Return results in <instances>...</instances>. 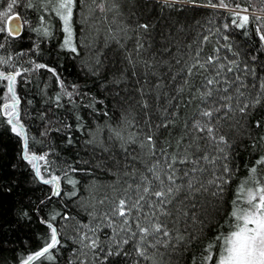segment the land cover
I'll return each mask as SVG.
<instances>
[{
	"label": "trees",
	"instance_id": "1",
	"mask_svg": "<svg viewBox=\"0 0 264 264\" xmlns=\"http://www.w3.org/2000/svg\"><path fill=\"white\" fill-rule=\"evenodd\" d=\"M105 2L103 12L92 10L97 0L95 4L87 0L83 12L79 7L74 10L77 54L62 47L65 34L47 0H16L11 10L8 4L12 0H0V29H4L0 31V71L23 72L14 90L19 123L28 137V154L46 157L47 163H36L44 179L60 177V195L56 196L54 185L44 184L23 158V137L11 131L7 117L3 116L7 82H0V264H23L29 255L39 251L49 238L47 223L57 227L61 244L52 250L53 259L41 258L30 264H201L203 255L213 257L205 264H218L224 239L235 230L236 222L230 216L234 191L252 176L253 167L257 168V179L264 184V172L258 163L264 158V98L261 104L249 106L246 113L236 108L237 102H250L264 82V40L260 39L264 35V0H224L226 9L191 6L186 0H175L171 7L158 0ZM198 3L207 4L208 0ZM5 10L22 17L24 26L19 36L7 32ZM234 12L249 16L243 29L231 23L236 18ZM144 23L150 25L147 33L138 28ZM45 28L49 35H44ZM138 40L144 45L140 50L142 59L169 62L158 70L167 73L164 91L172 99L161 96L159 103L153 104L151 97H145L153 108H167L171 115L166 119L172 121L167 128H156L160 120L155 115L149 127L137 103L140 96L133 90L137 85L133 83L125 53L136 59ZM208 57L231 64L234 71L224 69L229 80L240 78L229 88L234 110L226 118L222 112L217 113L221 116L219 134L228 140L223 147L227 163L234 170L232 179L225 186L222 199L211 196L209 188V193H196L183 204L173 201L166 206L172 215L160 219L167 222L173 234L177 207L185 210L175 227L186 238L190 237L186 246L175 241L168 247L146 244L145 257L138 255L133 240L117 248L112 241L120 237L113 228L118 230L122 226L123 217L112 215L116 200L131 203L136 199L139 178L151 161L147 157L143 162L133 160V155H141L139 149L129 145L128 153L122 151L118 141L108 139L109 128H119L125 136L133 134L140 139L152 133L157 148L164 146L168 153L183 154L192 141L193 122L206 107L202 96L204 81L212 77L213 71L197 66L190 74L176 75L175 80H168L167 76ZM36 64L47 67L36 69ZM169 65L171 72L167 71ZM122 72H126L128 83L113 84V78L120 77ZM241 83L246 85L240 88L243 96L235 92ZM66 93H71V97ZM220 95L223 93L215 92L211 99ZM199 143L206 149L205 141ZM147 211V207L139 214L133 210L129 219L132 231L136 230L137 215L139 222L146 224L143 217ZM110 223L112 227L108 226ZM83 225L97 227L99 248H82L79 237L88 230L79 227ZM148 239L151 241L152 237ZM121 249L120 255L108 254Z\"/></svg>",
	"mask_w": 264,
	"mask_h": 264
},
{
	"label": "snow or ice",
	"instance_id": "2",
	"mask_svg": "<svg viewBox=\"0 0 264 264\" xmlns=\"http://www.w3.org/2000/svg\"><path fill=\"white\" fill-rule=\"evenodd\" d=\"M159 3L166 6H173L175 0H158ZM185 2V0H180ZM191 6L197 7H212V8H227L228 5L224 3V0H218L217 3H212V0H208L207 4H199L198 0H186ZM16 0H12V3L8 4V9L11 10ZM95 4L96 0H92ZM47 4L52 6V11L55 16L61 22L62 31L65 34L62 47L78 54L76 46L75 30L73 26L74 10L79 7L81 12L84 11V7L87 4V0H81L78 5V0H47ZM31 6V5H29ZM101 12L104 11L103 5H96ZM237 8L239 5L236 6ZM7 16V13L4 14ZM234 19L231 23L237 28L243 29L249 21V16H240L239 12L233 13ZM14 19H20L18 16ZM43 19V18H41ZM239 19V23L237 22ZM9 24L7 32L9 34H19V29L23 27L22 24H16L12 26L13 21H5ZM228 27V25H225ZM138 28L143 29L145 33L148 32L150 25L148 23L139 24ZM4 31V29H0ZM44 35H49L48 29H44ZM115 37H113L114 39ZM207 39V37H205ZM227 39V37H225ZM261 40H264V35L260 36ZM83 43V41H81ZM107 43V41H105ZM143 43H136V59H133L131 53H125V59L128 61L129 70L131 76L134 78L133 83L137 85L133 90L137 92L140 99L137 103L143 109V115L145 117V123L150 127L152 116L155 115L160 123L156 125V128H167L172 121L166 119L171 114L167 111V108L161 109L160 107L153 108V104H158L161 96H164L167 100H171L172 97L167 95L164 91L165 74L159 72V66L168 65L166 60L152 61L141 58L140 50L143 49ZM167 51V49H166ZM199 54L197 53V56ZM218 57H208L201 62L196 60L192 65L187 68H181L175 74L167 76L168 80H175L176 75L181 72L186 74L191 73V69L199 67L208 70L209 67L213 71L211 78H206L204 81L205 91L202 96L206 100V107L200 110L199 118L193 122L192 141L189 148L184 149V153H168L167 148L161 146L157 148V142L154 134L149 133L140 139L138 136L128 134L125 136L119 128H109L108 139L118 141L121 150L128 153L129 145H136L139 149L140 156L133 155V160L140 159L144 161V157H147L151 163L145 165V174L139 178V183L136 186L137 197L132 200L131 203L121 199L118 205L114 208L112 215L123 217L121 221V227L117 230L113 228L119 239H114L112 245L119 248L121 244H128L130 240L135 241L134 248H136L138 255L145 257L147 254L146 244H150L152 247L163 245L168 247L173 241L177 245L184 244L185 246L189 242V238H186L183 233L180 232L175 225L179 221V217L185 215V210L177 207V220L173 221L175 234L169 230L167 222L160 219L161 216L169 217L172 212L166 207L177 201V205L183 204L185 200H192L196 193H209V188H212L210 195L218 199H222V194L225 192V186L232 179L231 173L234 171L227 163V154L224 150V145H228V140L224 135L219 134L218 121L221 119L217 113H223L226 118L234 108L231 103L233 100V94L229 92L231 84L239 80V77H235L233 80H229L224 69L228 72L234 71L231 64L218 63ZM99 63V61H97ZM176 63L179 64L180 60L177 59ZM186 63V62H185ZM46 65L36 64L35 68H46ZM239 65H237V68ZM140 70V75L137 76V70ZM25 72L27 69L24 70ZM53 71V69H49ZM168 72L172 71V67L169 65ZM18 77H23V72L16 70L13 72L5 73L0 71V82H7V92L10 94V103H3V116L7 117V124L11 126V131L18 136L23 137L24 153L23 158L31 164L32 168L36 170V175L43 181L44 184L54 185L53 194L60 195L59 181L60 177L52 176L50 179H44L40 175V169L33 161H46L45 156L29 155L27 151L28 137L25 133L23 125L19 123L18 97L14 90V85L17 82ZM223 77V79H220ZM142 78V79H141ZM154 78V79H153ZM113 84L128 83V76L126 72H122L121 76L112 80ZM222 84L223 87H217ZM147 86V87H146ZM256 87L255 84L252 85ZM62 87V85H61ZM241 87H246L243 83L237 85L235 90L236 94L243 96L244 93L240 92ZM259 92L252 97V100L248 103L240 104L237 102L236 108L241 113H246L249 106H256L262 103L264 98V82L260 83ZM215 92L223 93V95L214 96ZM71 97V93H66ZM145 97H151L153 104L149 103V100ZM151 110V112H150ZM125 122L124 117H121V125ZM206 142V149L200 147V141ZM102 143V141H101ZM179 147V143L177 145ZM194 148V151L190 149ZM108 149L105 148V151ZM136 151V149H133ZM159 153V154H158ZM202 153V154H200ZM131 155V154H129ZM262 166L261 171L264 172V158L258 161ZM179 164L182 167L177 168ZM252 176L245 180L242 185L234 191V199L231 201L232 210L230 211L231 218L236 222L235 230L232 231L224 239V251L219 257L218 264H264V184L260 179H257V168L253 167L251 170ZM220 174L217 175L216 173ZM177 173H181L177 175ZM150 174V175H149ZM209 174V175H206ZM177 181H180L178 183ZM68 183L75 184V181L68 180ZM253 185L254 187H246L247 185ZM243 194V195H241ZM155 198V199H153ZM143 202V203H141ZM147 207L148 211L144 214L143 219L146 224L139 222L140 216L136 217V230L132 231L129 223L130 214L135 210L138 214L141 213L144 208ZM64 219H68L64 217ZM195 220V215L192 216ZM55 220V216L52 217ZM47 223V222H46ZM50 230L49 238L45 242V245L37 252L29 255L23 264H29V261L39 260L41 258L53 259L51 252L61 244L59 238V231L52 223H47ZM112 227L110 223L108 225ZM87 228L88 230L83 232L79 237V242L82 248L89 250H95L100 247L99 239L96 236L97 227H89L88 225L79 226ZM91 233V235H90ZM120 233L125 235L120 236ZM149 237L152 240L149 241ZM208 251H211V244L208 246ZM122 249L117 252H109V255H120ZM127 255V253H124ZM211 255H203L201 257V264H205V261H212ZM83 264V262H81Z\"/></svg>",
	"mask_w": 264,
	"mask_h": 264
},
{
	"label": "rangeland",
	"instance_id": "3",
	"mask_svg": "<svg viewBox=\"0 0 264 264\" xmlns=\"http://www.w3.org/2000/svg\"><path fill=\"white\" fill-rule=\"evenodd\" d=\"M104 1V2H103ZM103 1H99V0H97V3L94 5L95 6V8L93 9L92 8V10H95V11H98V12H101L100 11V9L98 8V7H96V5H103V8H104V11H105V9H106V6H105V0H103ZM88 2L89 3H91L92 2V0H88ZM5 13H8V10H5ZM4 13V14H5ZM253 13H255V12H253ZM3 14V16L5 17L4 19H6L5 21H8L9 20V18L13 15V14H15V13H10V14H7V16H5ZM25 22V21H24ZM5 25H6V27L8 28V24L7 23H5ZM9 97H10V94L7 92V94H6V100H5V103H10L11 101H10V99H9ZM33 163H38V161H33ZM118 203L119 202H117V200H116V206L118 205ZM118 217V216H117ZM120 218V217H119Z\"/></svg>",
	"mask_w": 264,
	"mask_h": 264
},
{
	"label": "water",
	"instance_id": "4",
	"mask_svg": "<svg viewBox=\"0 0 264 264\" xmlns=\"http://www.w3.org/2000/svg\"><path fill=\"white\" fill-rule=\"evenodd\" d=\"M17 16H18L20 19H18V20L14 19V18L17 17ZM8 21H13L12 26H15L16 24H22V25L24 26V23H23L22 17H21L20 15H18V14H14V15H12V16L9 18ZM8 27H9V24H8ZM22 31H23V27H21V28L19 29V34H18V35H16V34H11V35H13V36H19V35L22 33ZM31 262H32V261H29V264H30Z\"/></svg>",
	"mask_w": 264,
	"mask_h": 264
}]
</instances>
